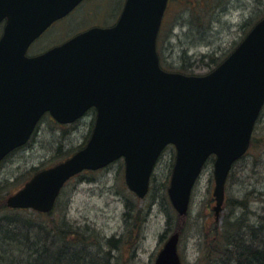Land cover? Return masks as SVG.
Instances as JSON below:
<instances>
[{
	"label": "water",
	"instance_id": "1",
	"mask_svg": "<svg viewBox=\"0 0 264 264\" xmlns=\"http://www.w3.org/2000/svg\"><path fill=\"white\" fill-rule=\"evenodd\" d=\"M82 0H0V161L25 144L49 113L61 124L95 108L84 147L36 172L6 198L10 208L53 209L72 176L124 159V180L139 198L165 148H175L167 188L179 215L209 156L215 221L233 163L248 149L264 104V17L212 71L186 75L161 68L156 39L168 0H125L111 27H92L35 56L31 43ZM179 232L154 264H182Z\"/></svg>",
	"mask_w": 264,
	"mask_h": 264
},
{
	"label": "rangeland",
	"instance_id": "2",
	"mask_svg": "<svg viewBox=\"0 0 264 264\" xmlns=\"http://www.w3.org/2000/svg\"><path fill=\"white\" fill-rule=\"evenodd\" d=\"M197 1L204 3L205 0ZM206 1L213 8L201 12L204 23L209 22L215 11L218 14L220 9L224 10L218 14L217 21L214 20L210 25L209 30L212 29V32L205 42L199 41L193 45V39L188 44L185 35V23L194 24L193 16L187 12L185 15L184 6L171 3L172 10H167L159 34L161 45L158 51L163 68L180 71V49L183 46L189 56H196L197 61L191 63L193 74L205 73L208 71L207 65L200 62L199 56L210 54L215 58L230 52L243 38L245 31L264 16V0ZM123 4L124 0L85 1L66 17L54 22L30 45L27 52L38 54L94 23L112 24ZM94 119V113L89 111L76 122L61 125L50 115H44L28 143L0 164V193L5 194L6 198L28 180L30 176L27 172L58 163L61 157L57 154L61 152H74L89 135ZM253 135L257 142L236 162L229 175L218 221H215L212 210L214 178L211 159L205 164L193 188L187 214L178 218L169 199L171 208L166 205L165 193L175 158L173 146L165 149L155 165L146 197L139 198L129 190L124 180L123 160L118 159L104 169L82 172L69 180L49 219L59 221L63 218L74 226L94 230L100 239H120L118 248L111 250L112 259L109 262L112 264H153L168 235L180 228L178 252L183 264H208L206 254L212 227L221 225L225 218H234L244 212L241 210L242 205H237L239 209L231 207L230 199L242 198L245 206L249 204V209L245 211L249 222H256V217L263 213V196L257 192L252 196L249 192L253 193L254 188L264 192V108ZM8 190L11 192L7 194ZM162 198L165 204H162ZM173 211L178 215L177 218L173 216ZM10 253L17 259L16 253ZM6 257L11 260L9 255Z\"/></svg>",
	"mask_w": 264,
	"mask_h": 264
},
{
	"label": "trees",
	"instance_id": "3",
	"mask_svg": "<svg viewBox=\"0 0 264 264\" xmlns=\"http://www.w3.org/2000/svg\"><path fill=\"white\" fill-rule=\"evenodd\" d=\"M206 2V0L204 3L197 0L168 1V11L172 10L171 3H173L174 5L178 4L179 6H184L185 15H187V12L189 16H193L194 24L189 22L188 24L185 23L187 27V33L185 35L188 39V44H190L192 39V45L199 41L205 42L207 36L212 32V29L209 30L210 25L214 20L215 22L217 21L219 17L218 14L224 10L220 9L218 14L215 11L210 17L209 22L204 23L201 20V12L213 8ZM217 3L218 2H216V4ZM218 6L220 7L221 4H218ZM98 21L101 22L102 20L98 19ZM247 31H245V33ZM160 45L161 43L158 41V47H160ZM180 51L181 67L179 72L193 74L194 70L192 69L191 63L197 61L196 56H189L188 50L183 46ZM228 54L229 52L215 58L210 54L205 57L203 55L199 57H201L200 62L206 63L208 71H210ZM205 59H207V61H205ZM37 128L38 125L34 133ZM89 135L85 137V141L80 144L76 150L86 143ZM255 141L257 142L254 135H252L250 147L255 144ZM16 150L12 151L6 158ZM74 152L71 151V154ZM71 154L69 151L57 154L61 157L58 162L66 159ZM241 158H243V156ZM38 170V168H33L27 173L31 177ZM10 192L9 190L6 191L7 194ZM256 192L261 194L264 198V192L257 191L255 188L253 189V193L249 192V194L251 193L253 196ZM6 198L5 194L3 195L0 193V264H112L109 262L110 259H112L111 250L112 248H118L117 246L120 239H115V237L100 239V236L94 230L82 229L79 226H74L63 218L59 221H55L54 218L49 219L54 212L53 210L56 207L58 198L53 210L48 213H39L33 210L29 212L28 209L8 208L6 205ZM165 198L166 205L171 208L166 193ZM230 201L231 207L236 206V208L239 209L240 207L237 205H242L241 210L244 212L234 218H225L221 225H214L212 227L210 245L207 249L208 254H206L209 260L208 264H226L225 259L227 260V264H264V209L263 213L256 217V222H249L245 212L249 209V204L245 206V201H243L242 198H237L235 200L230 199ZM162 204H165L163 198ZM129 214H131V212ZM173 216L177 218L178 215L173 211ZM182 216L179 215L178 218ZM168 218H170V216H168ZM174 231H180V228ZM91 246L96 248L94 253L88 251V248ZM10 251L17 254V259L13 258L14 255H12ZM7 255L11 257V260L6 257Z\"/></svg>",
	"mask_w": 264,
	"mask_h": 264
},
{
	"label": "flooded vegetation",
	"instance_id": "4",
	"mask_svg": "<svg viewBox=\"0 0 264 264\" xmlns=\"http://www.w3.org/2000/svg\"><path fill=\"white\" fill-rule=\"evenodd\" d=\"M117 19V18H116ZM116 21V20H115ZM114 21V22H115ZM113 22V23H114ZM112 23V24H113ZM112 24H108V25H105V23H95V25L93 24V26H101V27H106V26H110V25H112ZM93 26H91V27H93ZM2 27H3V23L0 25V34H1V29H2Z\"/></svg>",
	"mask_w": 264,
	"mask_h": 264
},
{
	"label": "bare ground",
	"instance_id": "5",
	"mask_svg": "<svg viewBox=\"0 0 264 264\" xmlns=\"http://www.w3.org/2000/svg\"><path fill=\"white\" fill-rule=\"evenodd\" d=\"M264 108V104H263V106H262V109ZM76 121V120H75ZM57 164V163H56ZM89 250L88 251H90L91 253H94V250H96V248L94 247V246H91V247H89L88 248ZM225 263L227 264V260L225 259Z\"/></svg>",
	"mask_w": 264,
	"mask_h": 264
}]
</instances>
